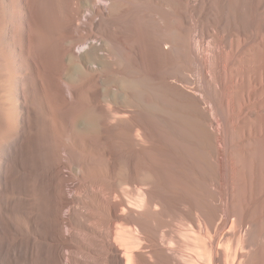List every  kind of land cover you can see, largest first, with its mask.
<instances>
[{
    "label": "bare ground",
    "instance_id": "6f19581e",
    "mask_svg": "<svg viewBox=\"0 0 264 264\" xmlns=\"http://www.w3.org/2000/svg\"><path fill=\"white\" fill-rule=\"evenodd\" d=\"M230 1L0 0V264H264V0ZM197 25L209 44L186 39ZM149 86L195 120L209 163L227 149L228 180L198 202L154 181L173 136ZM243 93L249 139L230 128Z\"/></svg>",
    "mask_w": 264,
    "mask_h": 264
},
{
    "label": "rangeland",
    "instance_id": "374dc122",
    "mask_svg": "<svg viewBox=\"0 0 264 264\" xmlns=\"http://www.w3.org/2000/svg\"><path fill=\"white\" fill-rule=\"evenodd\" d=\"M219 1L220 0H218V2H217V0L215 1V0H213V2H214V4H215V2L217 3V4H215V5H219L218 3H219ZM232 1V0H231ZM230 1V4L233 6V5H235L234 6V9H237V8H235V7H238L239 5H241L239 2H242V0L240 1V0H233V2H231ZM234 2H235V4H234ZM244 2V1H243ZM233 3V4H232ZM238 4V6H237V4ZM244 4H246L245 2H244ZM243 5V4H242ZM241 5V6H242ZM245 6V5H244ZM244 6L242 7V9L245 11V9L247 8L246 6H245V8H244ZM231 7V6H230ZM240 7V6H239ZM238 7V8H239ZM241 8V7H240ZM232 9H233V7H232ZM234 9H233V11H234ZM236 11V10H235ZM248 10H246L245 12H247ZM260 11H257V13H259ZM260 14V13H259ZM259 14H257V17H258V23H259V25H258V23H257V25H256V27H257V29L259 28V26H261V23L263 22L262 20V22H260V19H262V17L259 15ZM260 16V17H259ZM202 19H204V18H202ZM202 21H204L203 23L204 24H202V25H206V19L205 20H202ZM191 27V26H190ZM198 27V28H197ZM201 27V28H200ZM189 28V27H188ZM187 28V30H190V31H187L186 32V39L188 40V34H190L189 32H192L191 33V35L195 38V42H196V40H198L196 43H198V45H205L206 44V42H207V44H209L211 41H212V39H213V37H209V38H206V36H207V34H208V32L206 33V30H205V28H206V26H201V25H197L196 26V28H193V27H191V28H189L188 29ZM193 28V30H191ZM202 29V31L200 30V29ZM194 30H196V31H194ZM198 30H200L201 31V33H203V34H200V31H198ZM209 30V29H208ZM207 30V31H208ZM205 31V32H204ZM257 31V30H256ZM194 32H196V35H194L195 33ZM199 32V33H198ZM255 32V31H254ZM204 33H206L205 35H204ZM224 33H225V31H223V33H220L219 35L221 36V34H223L224 35ZM227 33L228 32H226L225 33V35L223 36L222 35V37H220V36H218L217 38H218V40H222V41H224L223 39H227L228 38V36H227V38H226V35H227ZM209 34H210V30H209ZM211 34H212V32H211ZM191 35H189V38H191L192 36ZM197 35H201V37H202V35H204L202 38H205V40H206V42H205V40L204 39H202L201 40V37H197ZM231 36V35H230ZM234 36H236V35H232L231 36V38H229L231 41L233 40H235L234 42H233V44L236 42V40L237 39H239L238 38V36H236L237 38H235ZM197 38V39H196ZM212 38V39H211ZM220 38H222V39H220ZM235 38V39H234ZM240 38H241V36H240ZM209 39V40H208ZM189 40H191V39H189ZM188 40V41H189ZM200 40V41H199ZM205 42V43H204ZM200 43V44H199ZM241 71L242 70H244L243 68H241L240 69ZM240 71V72H241ZM193 72V73H192ZM192 72H190V74H192L191 76L194 78V76H195V78H196V72L195 71H192ZM195 72V73H194ZM189 73V72H188ZM242 74V78H241V80H240V84H242L243 82L245 83V82H247V79H246V77H244L245 75L244 74H246L247 72L245 71V72H241ZM194 74V75H193ZM246 79V80H245ZM243 80V81H242ZM242 82V83H241ZM243 83V84H244ZM154 86H149L148 88H149V90H148V88H146V91H147V93H148V96H150L151 98H157L160 102H161V104H160V107L163 109V110H165L166 112H168L167 114V116H168V119H167V121H160V123H163L162 125L160 124V127L161 128H166V126H168V129L166 130V129H161V131L165 134V136H170L169 138H170V140H171V136H173V138L175 139H173L172 138V140H171V142H172V146H171V148H169V149H163V152L161 153V156H160V158H159V161H158V166H159V170H157V175H152L153 176V178H154V181H155V183H156V185H158V187H160L161 189H163V190H165V191H167L168 193H170L171 195H172V197H176L177 198V200H185V202H184V200H183V202L184 203H186V205H189V203L190 202H198V201H200L201 200V198L205 195V191H206V188H205V184H206V182H208V180L209 179H219V178H221V180H222V178L223 179H225V180H223V181H227L228 180V178H229V175H230V170H229V161H227L226 159H225V157L227 158V149H226V147L223 145V154H224V161H222V164H224V163H227V164H224L226 167L224 168V170H222V167H224L221 163H218L217 165H212L213 163H212V160H213V158H214V156H213V154H211V152H210V150L208 151V149H206L207 148V146L206 145H204L205 143L202 141V138H201V132H199L198 130L199 129H197L198 128V126L197 125H195L196 123H194L195 122V120H194V122H193V120H192V117L190 118V116H189V114H187V113H183L181 110H180V107H179V105L177 106V105H175L174 103H169L168 101H166V99L165 98H162V97H164L163 96V94H160V93H162L160 90H158L156 87H154ZM252 89V88H251ZM250 89V90H251ZM154 91V92H152V91ZM249 90V91H250ZM158 92H160V93H158ZM245 93H247V92H245ZM245 93H243L244 94V99H245V101L247 100L246 98H250L248 95H247V97H246V94ZM157 94H159V95H161L162 97H160L159 95H158V97H160V98H158L157 97ZM241 98V97H240ZM165 99V103L163 102V100ZM244 101V100H243ZM243 101H242V98H241V100H239V102H240V105H241V102H242V106H239V108L241 109V110H237V111H235L234 113H236V112H238V113H236L237 115L236 116H241L240 118H238L237 117V119H236V116H234V118L233 119H235V120H233L232 121V123L234 124H232L231 126H230V128L232 127V126H234L235 128H239L238 130L241 132V131H243L241 134L240 133H238V134H240V135H242L243 134V136H244V138H247V136H248V138L247 139H249V133H252V131H253V129H254V125H253V123H252V121L251 120H249V119H247V117L249 116V112H248V110L246 109V107L247 108H249V104L251 105L252 104V101L254 102V100H252V99H248L247 101H249L248 103H247V101L246 102H244L243 103ZM238 102V103H239ZM251 102V103H250ZM168 103V104H167ZM245 103L247 104V106L245 105ZM164 104V105H163ZM167 104V105H166ZM245 106H244V105ZM244 106V107H243ZM179 107V108H178ZM242 108H245V109H242ZM242 110H244V111H242ZM241 113H240V112ZM241 115H240V114ZM242 113H243V116H242ZM245 113V114H244ZM246 113H247V115H246ZM170 114H171V116H170ZM186 114V115H185ZM239 114V115H238ZM235 115V114H234ZM189 116V117H188ZM247 116V117H246ZM172 117V118H171ZM245 117H246V119L247 120H243V119H245ZM248 118H250V117H248ZM252 119V118H251ZM240 120V121H239ZM243 122H245V121H248V122H245V123H243ZM85 121L88 123V124H91L90 123V121H88V117H87V115H82L81 117H80V123H85ZM235 121V122H234ZM251 121V122H250ZM166 123V124H165ZM241 123V124H240ZM165 124V125H164ZM240 124V125H239ZM244 124H247L248 126H250V127H248L247 125H244ZM243 125V126H242ZM234 127H232L231 128V131L233 130V132L234 133H236L237 131H234ZM244 127V128H243ZM249 128V129H248ZM170 129L172 130V131H170ZM181 131V132H180ZM245 131V132H244ZM200 133V134H199ZM245 133V134H244ZM237 134V133H236ZM174 142V143H173ZM247 149V148H246ZM246 149H236V150H234V152L235 151H239L240 153H242V156H244V157H246V155L248 156V153L250 152V154H255V153H252L253 151H249L248 150V152H247V150ZM167 150V151H166ZM208 151V156L206 155L207 153V151ZM225 150V151H224ZM245 150V151H244ZM166 151V152H165ZM234 152H233V154H234ZM210 153V154H209ZM237 153V152H236ZM235 153V154H236ZM243 153H246V155L245 154H243ZM231 154V156L233 157V158H231L230 160H232V159H234V157L237 159V157H236V155L234 154ZM211 155V157L212 158H209V156ZM238 155V157H239V159H244L242 156H241V154H240V156H241V158H240V156H239V154H237ZM161 157H162V159H161ZM250 158H249V160H248V157L247 158H245V159H247V160H240L239 161V164L237 163V166H236V164L235 163H233V162H235L234 160H232L231 161V163H233L234 165H233V169H234V167H235V170H236V172H239V171H237L239 168V170L244 174V177H246V178H248L247 176H245V175H247L248 174V172H250L251 171V169L254 167V166H256L257 164H255L254 166H253V164L255 163V162H258V156H256V154L254 155V157L255 158H253V156H249ZM209 159H212V160H210L211 162L209 163ZM255 159V160H254ZM226 160V161H225ZM250 160H252V161H250ZM241 161L242 162H244V163H246V162H248V161H250L249 163H248V165L249 166H247V168H246V166L245 165H243L244 166V168H242V164H244V163H241ZM246 161V162H245ZM255 161V162H254ZM164 163V164H163ZM212 163V164H211ZM230 163V164H231ZM253 163V164H252ZM133 164L135 165V168L136 169H140V168H142L144 165H145V169L148 171V169H149V167H150V164H149V162L146 160V159H143L142 158V156H137V157H133ZM171 164V165H170ZM247 164V163H246ZM252 164V165H251ZM133 165V166H134ZM222 167H221V166ZM239 165V166H238ZM198 166V167H197ZM218 166H220V167H218ZM252 166V168H250ZM239 167V168H238ZM121 168L122 169H124V161L122 160V162H121ZM198 168V169H197ZM220 168V169H219ZM238 168V169H237ZM242 169H244V170H242ZM254 169V170H253ZM252 170L253 171H255L256 170V168L254 167ZM63 170H64V173H66L67 172V169L66 168H63ZM227 170H228V172H227ZM245 170H248V171H245ZM66 171V172H65ZM159 171V172H158ZM222 171V172H221ZM253 171H251V176H250V174H248V176H250L249 178H254L255 176L253 175V174H255V172L253 173ZM241 172H239L240 174H242ZM247 172V173H246ZM225 173V174H224ZM227 173V174H226ZM238 173V174H239ZM246 173V174H245ZM171 174V175H170ZM173 175V176H172ZM226 175V176H225ZM237 175V174H236ZM253 175V176H252ZM172 176V177H171ZM228 177V178H227ZM171 178H172V180H171ZM170 179V180H169ZM174 179V180H173ZM200 181H202V182H200ZM179 182V183H178ZM203 182H205L204 184H203ZM169 183V184H168ZM183 183V184H182ZM171 184V185H170ZM186 186H185V185ZM191 193V194H190ZM195 199V200H194ZM194 200V201H193ZM189 202V203H188ZM171 212H173L172 210L170 211V210H168V211H166L165 213H163V214H160L159 215V217H158V222L160 223V225L162 226L161 228H164V229H166V228H168V227H174V226H176L177 225V223H179L178 222V219H177V216L175 215V213L173 214V213H171ZM184 231V233H186V234H188V232L190 231V232H192V235L194 234V232H193V230H187L186 228H184L183 230H182V232ZM186 231V232H185ZM190 232H189V234H190ZM186 251H188L187 252V255H188V253H189V250H186ZM186 251H185V253H186ZM190 256V257H189ZM192 256V254H191V252H190V255H188V256H186L188 259H190V260H188L187 259V261H189L188 263L190 264H193L194 262V264H196V262H198L197 264H199V263H201V260H199L198 261V259H196L195 257H191ZM191 259H192V261L193 262H191ZM207 260V261H206ZM206 260H203V261H205V262H208V263H210V261H209V259L207 258Z\"/></svg>",
    "mask_w": 264,
    "mask_h": 264
}]
</instances>
